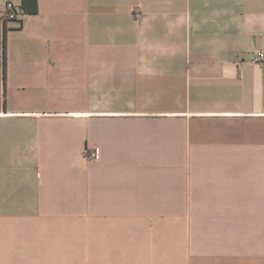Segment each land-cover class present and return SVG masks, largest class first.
<instances>
[{
	"label": "crops",
	"instance_id": "crops-1",
	"mask_svg": "<svg viewBox=\"0 0 264 264\" xmlns=\"http://www.w3.org/2000/svg\"><path fill=\"white\" fill-rule=\"evenodd\" d=\"M35 1L0 23V264H264V0Z\"/></svg>",
	"mask_w": 264,
	"mask_h": 264
},
{
	"label": "built area",
	"instance_id": "built-area-1",
	"mask_svg": "<svg viewBox=\"0 0 264 264\" xmlns=\"http://www.w3.org/2000/svg\"><path fill=\"white\" fill-rule=\"evenodd\" d=\"M1 16L4 19L14 20L16 22H19L26 16V13L21 8H19L16 4H14L12 1H6L3 5V11H2ZM252 55H253L254 60H260L264 56L263 52L261 51H256ZM97 153L98 151L95 150L93 155L96 156Z\"/></svg>",
	"mask_w": 264,
	"mask_h": 264
},
{
	"label": "trees",
	"instance_id": "trees-1",
	"mask_svg": "<svg viewBox=\"0 0 264 264\" xmlns=\"http://www.w3.org/2000/svg\"><path fill=\"white\" fill-rule=\"evenodd\" d=\"M17 6L21 8L26 14L35 13L37 11L35 0H21L20 4H18ZM5 43L6 42H5V34H4L1 40L2 53L4 57H5Z\"/></svg>",
	"mask_w": 264,
	"mask_h": 264
},
{
	"label": "rangeland",
	"instance_id": "rangeland-1",
	"mask_svg": "<svg viewBox=\"0 0 264 264\" xmlns=\"http://www.w3.org/2000/svg\"><path fill=\"white\" fill-rule=\"evenodd\" d=\"M2 11H3V7L0 8V23L2 22L3 24H6V20H7V19H4V18L1 16ZM5 30H6V27H5V25H4V27H3V31H5ZM1 39H2V37H0V48H1Z\"/></svg>",
	"mask_w": 264,
	"mask_h": 264
}]
</instances>
